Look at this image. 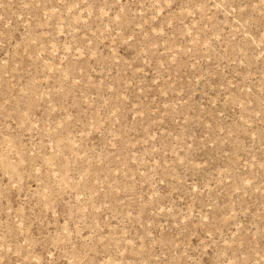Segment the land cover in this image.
<instances>
[{
	"label": "rangeland",
	"instance_id": "1",
	"mask_svg": "<svg viewBox=\"0 0 264 264\" xmlns=\"http://www.w3.org/2000/svg\"><path fill=\"white\" fill-rule=\"evenodd\" d=\"M0 264H264V0H0Z\"/></svg>",
	"mask_w": 264,
	"mask_h": 264
}]
</instances>
